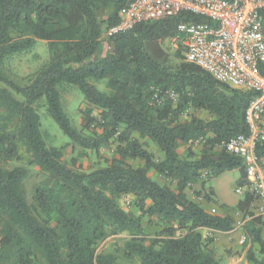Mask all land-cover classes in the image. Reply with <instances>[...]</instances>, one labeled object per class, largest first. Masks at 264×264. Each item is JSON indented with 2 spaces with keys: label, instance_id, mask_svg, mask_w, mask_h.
Returning <instances> with one entry per match:
<instances>
[{
  "label": "trees",
  "instance_id": "obj_1",
  "mask_svg": "<svg viewBox=\"0 0 264 264\" xmlns=\"http://www.w3.org/2000/svg\"><path fill=\"white\" fill-rule=\"evenodd\" d=\"M132 1L0 0V264H120L113 253H97V246L122 233L131 235L123 242V255L140 264H219L200 231L228 232L233 217L207 213L187 198L186 190L201 181L202 171L209 178L237 169V187L245 184L242 160L214 148L249 134L246 111L255 93L216 82L185 62L181 47L172 54L163 49L182 26H214L191 13L138 23L108 36L109 50L102 56V26H116ZM101 12L106 13L103 20ZM260 16L264 28V12ZM37 41L46 42L48 61L24 84L8 77L6 61L30 52ZM258 68L264 76V64ZM102 81L108 92L93 84ZM67 85L99 111L98 119L89 117L88 123L95 122L100 134L85 136L72 126L61 104ZM168 91L176 94V104L166 97ZM156 93L159 102L153 100ZM41 102L61 133L82 150L80 156L98 152L116 136L117 159L88 173L65 166L62 151L42 139ZM187 109L204 111L209 119L180 120ZM199 139L204 140L199 154L188 150L178 155L179 146ZM139 140L154 144L162 160L153 162ZM256 155L264 159V142L257 143ZM136 159L144 166L126 163ZM23 160L42 177L30 203L24 192L28 169L9 165ZM149 170L174 188L153 181ZM121 196L133 197L140 217L118 206ZM254 201L245 193L231 210L249 217L243 226L250 244L248 264H264L262 220L248 212ZM144 216L167 225L169 236L177 229L186 233L145 240L140 237Z\"/></svg>",
  "mask_w": 264,
  "mask_h": 264
},
{
  "label": "rangeland",
  "instance_id": "obj_2",
  "mask_svg": "<svg viewBox=\"0 0 264 264\" xmlns=\"http://www.w3.org/2000/svg\"><path fill=\"white\" fill-rule=\"evenodd\" d=\"M106 18V13L101 12L100 19ZM103 34L101 36V55L104 56L109 46L106 41V32L104 25L102 26ZM163 49L172 54L173 51L169 49V43L162 44ZM49 59V52L46 42L37 41L33 49L22 55L14 56L8 59L4 65V71L11 79L24 84L26 78L36 72ZM93 84L102 92H108L105 82H97ZM1 87V85H0ZM157 93L153 96L156 100ZM166 97L172 100L173 104L177 102V96L172 91L166 93ZM160 100V99H159ZM62 108L69 118L72 126H74L81 134L89 136L92 134H100L101 129L95 122L88 123L89 117L98 119L99 111L88 105L82 94L73 86H64L61 91ZM37 113L40 118V132L43 141L47 147H55L62 151V162L68 168L82 173H88L96 169L108 166L113 160L117 159L116 147L118 146L116 136L110 141L101 146L98 152L86 151L84 156H80L82 150L66 138L58 129L54 121L47 115L44 103L41 102L37 108ZM191 116L208 120L209 116L204 111H194L187 109L180 115V120L184 121ZM144 150H146L152 157L153 162L162 160V155L148 140H139ZM204 144L203 139L189 142L177 148L179 156H185L188 150L199 154ZM222 147H215L214 152H220ZM261 167L264 172V159H261ZM126 163L133 167H143L144 162L141 160H127ZM10 166H22L28 169V178L24 183V192L27 201L30 203L35 186L40 182L41 176L36 167L29 166L23 161H12ZM207 171L201 172L200 182L196 185L190 186L186 190L187 198L194 201L204 208V210L215 216H225L230 214L233 217V228L228 232H218L209 229H202L200 231L205 247L212 253L214 259L219 264H248L245 253L250 248L247 243L243 226L247 220L248 215L238 212H233L231 209L235 207L237 202L242 199L243 195L236 192V181L240 177L237 169L224 172L217 177H207ZM148 176L155 182L161 185H168L174 188V184L165 181L153 170L148 171ZM209 197L210 200H207ZM118 206L132 217H140L138 209L134 205V199L131 196H121L117 199ZM225 207L226 209L222 208ZM249 213L255 212V203L250 206ZM141 225L143 228L140 237L145 240L152 238H179L186 233V230H173L169 236L165 229L167 225L159 222L153 217H141ZM172 227H176L172 224ZM161 234V235H159ZM129 233H122L115 236H108L102 240L97 246V253H113L117 256L120 264H140L136 258H127L123 255V242L130 238ZM264 240V236L262 235Z\"/></svg>",
  "mask_w": 264,
  "mask_h": 264
},
{
  "label": "built area",
  "instance_id": "obj_3",
  "mask_svg": "<svg viewBox=\"0 0 264 264\" xmlns=\"http://www.w3.org/2000/svg\"><path fill=\"white\" fill-rule=\"evenodd\" d=\"M183 12L202 16L214 26L180 27L177 36L164 41L171 51L181 47L184 61L216 82L255 93L246 111L249 134L224 143L222 149L242 160L246 182L236 192L254 197V215L262 220L264 236V172L256 155L257 143L264 142V76L258 68L264 64V0H133L106 35Z\"/></svg>",
  "mask_w": 264,
  "mask_h": 264
}]
</instances>
